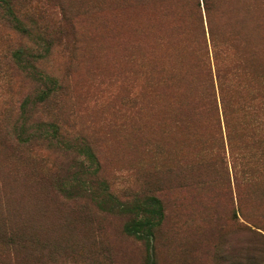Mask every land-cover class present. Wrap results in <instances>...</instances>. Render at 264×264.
Segmentation results:
<instances>
[{
  "label": "rangeland",
  "instance_id": "1",
  "mask_svg": "<svg viewBox=\"0 0 264 264\" xmlns=\"http://www.w3.org/2000/svg\"><path fill=\"white\" fill-rule=\"evenodd\" d=\"M9 1L31 34L0 8V264H264L263 57L222 91L195 0L181 6L188 41L161 35L170 19L153 1L141 13L136 0ZM47 46L36 67L58 89L35 105L44 87L13 53ZM45 123L88 145L98 174L55 140L17 137ZM76 183L119 203L157 196L163 219L138 239L129 215Z\"/></svg>",
  "mask_w": 264,
  "mask_h": 264
},
{
  "label": "trees",
  "instance_id": "2",
  "mask_svg": "<svg viewBox=\"0 0 264 264\" xmlns=\"http://www.w3.org/2000/svg\"><path fill=\"white\" fill-rule=\"evenodd\" d=\"M128 1V0H127ZM125 1L124 3H126ZM151 2V6L154 8V14L161 15L163 12V18H169L170 24L172 17H176V25L167 30V25H160L163 36L164 33L175 32L177 36L181 38V41L189 40V27L190 20L195 19L193 16L185 19L187 14L182 9V3L188 0H136V8L140 13L145 11L146 7H149L148 3ZM196 5L199 8L198 16L202 15L205 19V26L202 28L203 34L209 36L210 44L214 51H216L215 60H222L218 66L216 77L219 78L220 86L223 91L225 90V81L230 78L231 74H237L243 70L244 73L248 67L252 64H260L262 61L260 57L264 59V45L261 42L262 33L264 28V0H195ZM11 2L9 0H0V8L5 11V14L16 32L21 35L31 34V30L21 21L13 10ZM197 16V17H198ZM148 28V27H147ZM164 32V33H163ZM145 39L150 45V37L153 33L152 28L145 30ZM181 34V35H180ZM143 34L140 36L142 38ZM153 36V35H152ZM139 38V39H140ZM40 41H43L41 35L38 36ZM261 39V40H260ZM151 47V45H150ZM29 48H18L13 53L14 60L18 63L22 70H26L27 74L33 79L39 81L43 85V89L37 94L34 99V104L44 103L51 95L55 94L58 89L56 79L49 76L47 73L40 71L36 67V63L43 59L48 54V46L38 48L35 53H31ZM232 50V51H231ZM261 65V64H260ZM246 77V76H244ZM247 78V77H246ZM264 79V74L262 76ZM224 87V88H223ZM228 89V88H227ZM264 94V92H263ZM222 108L224 113L230 108L231 100L229 97L225 98V94H222L221 99ZM27 102L22 104V113L25 112V106ZM25 122L21 124L24 125ZM226 123L227 120H226ZM46 126L52 128L49 132ZM25 132V131H24ZM23 132L17 133V137L21 142H35L38 140H46L60 143L65 149L72 150L81 153L90 162L91 170L87 171V175L95 176L98 174L99 164L95 154L91 148L86 145H78L70 143V141L59 139L58 128L53 123H45L43 125H37L34 130L26 136H22ZM26 133V132H25ZM251 173H255L256 169L253 166L250 168ZM249 171V170H248ZM84 183L71 184V189L84 188ZM99 189H107L97 187ZM85 191L90 193L93 199H99L105 201L107 204L116 207L121 213L129 215L130 220L125 226L127 234L132 235L138 239H150L153 236L154 229L161 223L164 216V208L161 199L157 196L150 195L145 198L137 199L135 202H118L117 198L107 193L105 196H99L92 186L84 188ZM72 196L76 193L71 194ZM104 202V203H105ZM150 264H154L151 262Z\"/></svg>",
  "mask_w": 264,
  "mask_h": 264
}]
</instances>
